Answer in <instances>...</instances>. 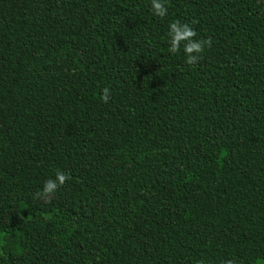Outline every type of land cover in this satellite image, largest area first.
Wrapping results in <instances>:
<instances>
[{
    "label": "trees",
    "instance_id": "16d2710c",
    "mask_svg": "<svg viewBox=\"0 0 264 264\" xmlns=\"http://www.w3.org/2000/svg\"><path fill=\"white\" fill-rule=\"evenodd\" d=\"M166 5L0 0V264H264V0Z\"/></svg>",
    "mask_w": 264,
    "mask_h": 264
},
{
    "label": "clouds",
    "instance_id": "9594fccd",
    "mask_svg": "<svg viewBox=\"0 0 264 264\" xmlns=\"http://www.w3.org/2000/svg\"><path fill=\"white\" fill-rule=\"evenodd\" d=\"M151 8L153 14L160 18H165L168 15V7L166 0H151ZM168 36L170 38L171 53H177L183 46V52L186 57V63L189 65L197 64L207 48H211V38L208 39H197V32L188 23H181L176 20L169 24ZM111 98V91L105 87L103 89V95L101 99L104 103H108ZM70 175L63 172L57 171L54 179H48L45 181L43 188L40 192L35 194V198L42 199L44 202H48L53 199L55 193L60 187H62L69 179ZM198 264H204L203 261ZM226 264H235L233 260L226 261Z\"/></svg>",
    "mask_w": 264,
    "mask_h": 264
},
{
    "label": "rangeland",
    "instance_id": "374dc122",
    "mask_svg": "<svg viewBox=\"0 0 264 264\" xmlns=\"http://www.w3.org/2000/svg\"><path fill=\"white\" fill-rule=\"evenodd\" d=\"M256 264H262L261 262H257Z\"/></svg>",
    "mask_w": 264,
    "mask_h": 264
}]
</instances>
